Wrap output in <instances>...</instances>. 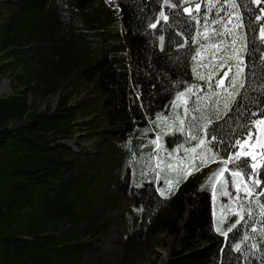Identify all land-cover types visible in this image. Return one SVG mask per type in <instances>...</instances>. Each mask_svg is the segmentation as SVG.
<instances>
[{
  "label": "trees",
  "instance_id": "obj_1",
  "mask_svg": "<svg viewBox=\"0 0 264 264\" xmlns=\"http://www.w3.org/2000/svg\"><path fill=\"white\" fill-rule=\"evenodd\" d=\"M197 2L201 13L216 5L210 16L218 11L235 37L224 47L246 64L233 110L219 106L224 132H238L264 108V0L183 5ZM176 11L164 0L0 1V79L13 91L0 98V264H155V248L164 244L158 238L181 233L166 264H264V197L255 195L264 192V158L255 169L261 185L235 178L254 193L244 199L237 198L243 190L229 196L220 190L230 171L209 179L219 168L232 169L219 157L173 171L164 162L158 177L153 171L149 125L171 109L180 83L187 87L191 78L202 85L195 91L209 113L216 99L191 74L189 49L198 45L185 33L202 40V25L185 29L180 19L194 22L186 13L174 17ZM253 38L255 48L248 43ZM86 130L100 139L93 154L65 143ZM166 141L197 143L188 139L187 123ZM240 216L228 231L229 218Z\"/></svg>",
  "mask_w": 264,
  "mask_h": 264
},
{
  "label": "snow or ice",
  "instance_id": "obj_2",
  "mask_svg": "<svg viewBox=\"0 0 264 264\" xmlns=\"http://www.w3.org/2000/svg\"><path fill=\"white\" fill-rule=\"evenodd\" d=\"M164 3L166 6L177 10L172 14L176 18H180L181 13L188 14V21L194 23L190 25L183 19H180L185 29L190 26L196 27L202 25V28H197V35L204 36L202 40L198 41L197 37L191 36L190 32L185 33L193 43H197L198 45L195 49H189V54L194 62L191 66V74L192 77H195L212 88L210 97L216 98L215 101L210 104L213 111L209 113L201 107L202 98L197 95L195 91L196 88H201L203 91L202 85L192 84L191 78L186 81L187 87H185L184 82H181V90L175 92V99L169 104V108L171 109H180L182 107L183 115L174 113L175 119L178 121L176 130L183 132L184 126L187 123L188 139L197 141V143L195 148L190 150L186 149V151H191L195 154L193 159H199L200 166L215 162L217 157L222 159L225 165H232L231 170L226 167L217 169L212 174V177L209 178L212 179L215 177L219 179L225 171H230L232 179L229 180L225 178L221 184L220 190L223 195H235L243 190L245 196L237 198H251L254 193L246 180H252V187L259 186L262 183L261 178L257 177L255 171L257 167V155L251 151V149L254 145L258 146V151L261 157L264 158V108H258L256 112H252L251 117L253 118L247 123H242L240 125V131L232 132L231 128H229L227 134L221 126L225 117L221 116L219 109L222 103L227 112L233 110V104L235 103V96L237 94L236 85L244 75L243 68L246 66L244 58L239 56L235 49L229 50V48L224 47L225 40L231 45L235 43V37L230 30H227L226 23L221 24L222 18L219 17L218 11L215 17L210 16L212 9L216 7L215 4L206 5L205 11L201 13V4L199 2L195 3L194 6H184L183 0H164ZM193 7L195 11H193ZM159 16L165 23L169 21L170 17L168 14H165V12L161 11ZM158 22L159 21H157V23ZM157 23H152L150 26L156 28ZM210 25H219V27H210ZM260 35L264 37V27L260 29ZM160 39L163 41L164 37L161 36ZM248 43L252 44L253 48L256 47L255 38H253L252 41H248ZM209 49L212 50L209 51ZM201 53H203V56H201ZM233 61H235V63H233ZM229 73H231L230 76ZM221 77H226L228 83L225 84L224 79ZM240 87H243V85L241 84ZM217 89H221L226 95L221 97ZM228 89H233V91L229 92ZM193 97H195V102L192 100ZM257 103L261 102L257 101ZM189 112L193 113L191 121L187 119ZM196 113H199V115L197 116ZM226 115L227 113H225V116ZM166 117L167 113L165 114V118ZM193 129H195V131H193ZM225 135H230L232 137L231 142H225L221 139V137ZM196 148H201V151L196 152ZM192 167L196 169L197 165L193 164ZM262 167H264V159H262ZM237 177H244L246 180L243 184H238L235 179ZM229 184H231L232 188L236 189V193H231L228 187ZM216 190V186L213 184V191L215 192ZM163 194L164 193L161 192V195ZM255 195L264 197V192L257 191ZM261 207L264 208V204H262ZM242 210L243 204H238V212ZM242 219L243 216H240V218L236 220L229 218L228 224H231V227L228 228V231H232V228L240 223ZM217 231H221V229L218 227ZM222 234L227 235V232Z\"/></svg>",
  "mask_w": 264,
  "mask_h": 264
},
{
  "label": "rangeland",
  "instance_id": "obj_3",
  "mask_svg": "<svg viewBox=\"0 0 264 264\" xmlns=\"http://www.w3.org/2000/svg\"><path fill=\"white\" fill-rule=\"evenodd\" d=\"M106 7L109 9H113L114 8L113 2L107 3ZM222 79H224V83H225L226 77H223ZM12 92L13 91L11 89L9 80L0 79V98L8 96L12 94ZM55 100H56L55 98L51 100V103L54 104ZM135 100L136 97L132 95L131 101L135 102ZM166 113H167V117L165 118ZM166 113L159 116L152 124L149 125L150 130L153 134V140L155 142V151H156L153 153L152 168L153 171L156 173L157 177L158 175L161 176V174H163L164 169L166 170V166L164 162L171 163L168 165V169L170 171H173L177 166L189 167L190 165H192L193 160L199 161V159H193V156L195 155L193 152L186 151V149L190 150L192 148H195L196 144H191L190 146H186L185 142L176 145L167 144L166 138L168 136L171 135L174 136L177 133H179V131L176 130L178 126V121H176L174 113H179L180 115H183V111L181 107L180 109H170ZM96 135L97 134H91L86 130L77 134V137H81V138H75V140L67 141L65 143L71 146L75 150H78V147L75 144L78 143L79 148L93 154L95 153V151H97L96 146L98 145V142L100 140L99 137H97ZM199 149L200 148H196V152H200ZM251 151H253L257 155L256 165H258L259 154L255 151L254 147L251 149ZM163 179L162 178L160 179L161 182L163 181ZM186 213L185 216L187 215ZM180 226L182 227V224ZM122 230L123 227L120 229V231ZM182 235L183 233H181L179 236L176 237H171V236L164 237L163 235L164 238L162 236L158 238V240H161L162 242H164V244L163 246H157V248H155L154 253L155 256L158 257V260L156 261L155 264H166L171 252L173 250L179 249L178 244Z\"/></svg>",
  "mask_w": 264,
  "mask_h": 264
},
{
  "label": "water",
  "instance_id": "obj_4",
  "mask_svg": "<svg viewBox=\"0 0 264 264\" xmlns=\"http://www.w3.org/2000/svg\"><path fill=\"white\" fill-rule=\"evenodd\" d=\"M254 147V149H255V151L259 154V158H261V155H260V153H259V151H258V146H253Z\"/></svg>",
  "mask_w": 264,
  "mask_h": 264
},
{
  "label": "bare ground",
  "instance_id": "obj_5",
  "mask_svg": "<svg viewBox=\"0 0 264 264\" xmlns=\"http://www.w3.org/2000/svg\"><path fill=\"white\" fill-rule=\"evenodd\" d=\"M244 182L242 181L241 184H243Z\"/></svg>",
  "mask_w": 264,
  "mask_h": 264
}]
</instances>
